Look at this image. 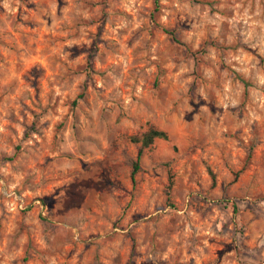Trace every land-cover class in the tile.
<instances>
[{"label":"rangeland","instance_id":"1","mask_svg":"<svg viewBox=\"0 0 264 264\" xmlns=\"http://www.w3.org/2000/svg\"><path fill=\"white\" fill-rule=\"evenodd\" d=\"M0 264H264V0H0Z\"/></svg>","mask_w":264,"mask_h":264},{"label":"trees","instance_id":"2","mask_svg":"<svg viewBox=\"0 0 264 264\" xmlns=\"http://www.w3.org/2000/svg\"><path fill=\"white\" fill-rule=\"evenodd\" d=\"M155 3L158 2V0H154ZM246 83V82H245ZM132 142L140 143L136 159L132 163V169H131V177L133 179L134 174L139 170L140 168V159L142 155V151L144 148L150 146L156 139H168V133L165 130L158 129L154 126L148 127L145 131H143L139 135H133L130 137ZM251 148L248 151L247 157H250L251 154ZM171 183H169L170 187Z\"/></svg>","mask_w":264,"mask_h":264}]
</instances>
